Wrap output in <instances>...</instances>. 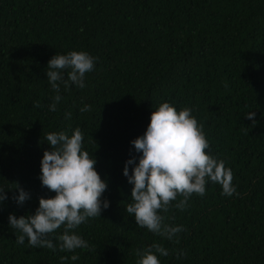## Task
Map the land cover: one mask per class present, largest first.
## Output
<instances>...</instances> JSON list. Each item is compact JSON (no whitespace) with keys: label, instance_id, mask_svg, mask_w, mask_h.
<instances>
[{"label":"trees","instance_id":"trees-1","mask_svg":"<svg viewBox=\"0 0 264 264\" xmlns=\"http://www.w3.org/2000/svg\"><path fill=\"white\" fill-rule=\"evenodd\" d=\"M70 51L95 57L94 68L84 88L61 85L51 112L46 66ZM164 102L191 110L206 153L226 162L238 193L222 196L208 182L203 197L172 209L170 222L186 229L179 243L137 227L125 211L133 186L123 168L141 155L130 142ZM85 104L92 110L81 113ZM77 127L107 183L101 199L109 207L74 230L94 250L16 244L9 214L32 215L39 198L55 196L38 179L46 134ZM15 185L30 195L23 205L12 199ZM0 189L8 197L0 203V264H136V250L153 243L170 251L157 254L161 264H264V0H0ZM62 233L51 234L54 244ZM179 251L186 255L177 259Z\"/></svg>","mask_w":264,"mask_h":264},{"label":"clouds","instance_id":"clouds-1","mask_svg":"<svg viewBox=\"0 0 264 264\" xmlns=\"http://www.w3.org/2000/svg\"><path fill=\"white\" fill-rule=\"evenodd\" d=\"M96 58L87 52L70 51L67 54H56L47 63L46 77L54 96L47 108L57 111L62 97L59 94L61 85L68 89L71 85L84 88V77L94 68ZM66 74V78H65ZM227 87V84H225ZM37 101L34 107L39 108ZM91 105H83L81 113L90 112ZM245 118L256 125L255 112L244 114ZM71 118V112L66 113ZM83 134L76 128L69 135L66 131L52 132L45 136L50 150L43 153L40 161L42 187L54 192L52 198H39L38 207L32 215L17 218L9 214V227L15 230V243H27L32 248H47L56 252H74L77 249L94 250L74 230L89 218L101 215L102 210L109 207V202L102 200L107 183L95 170V159L87 151L82 150ZM134 150L141 155L125 162L122 174L132 185L131 203L125 211L134 216L137 227L144 228L152 234L169 242L179 243V233L186 231L184 226L170 221L172 209L184 211L188 200L196 194L203 197L206 183L212 182L222 187V196L238 195L233 186V173L225 167L224 160H218L206 153L209 142L203 132V125L198 124L187 107L177 111L168 102L161 103L150 115V122L145 133L132 140ZM132 174L129 175V165ZM18 195L12 197L17 205L30 199L29 193L19 185H15ZM178 197L181 199L178 200ZM8 199L5 190L0 189V203ZM173 201H177L173 203ZM63 227V233L55 236L58 244H54L52 235ZM175 251V250H173ZM136 264H161L160 257H167L170 251L160 243L137 249ZM176 258L186 255L184 251L175 252ZM61 261L69 259L62 256ZM72 261L78 255L70 257Z\"/></svg>","mask_w":264,"mask_h":264}]
</instances>
